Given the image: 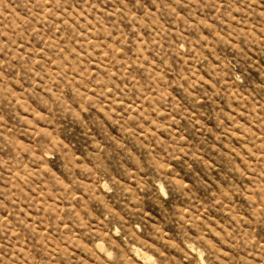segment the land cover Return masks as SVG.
<instances>
[{"label":"rangeland","instance_id":"374dc122","mask_svg":"<svg viewBox=\"0 0 264 264\" xmlns=\"http://www.w3.org/2000/svg\"><path fill=\"white\" fill-rule=\"evenodd\" d=\"M0 264H264V0H0Z\"/></svg>","mask_w":264,"mask_h":264}]
</instances>
